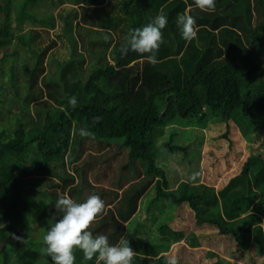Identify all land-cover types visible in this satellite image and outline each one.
<instances>
[{
  "label": "trees",
  "instance_id": "1",
  "mask_svg": "<svg viewBox=\"0 0 264 264\" xmlns=\"http://www.w3.org/2000/svg\"><path fill=\"white\" fill-rule=\"evenodd\" d=\"M16 1H0V49L6 51L17 41L30 49L34 60L32 66L25 63L24 97L19 88L15 93L21 106L18 126L11 134L0 128L1 264H53L41 249L46 247L44 235L62 217L55 201L64 193L77 202L93 193L103 199L104 212L90 230L107 235L113 245L128 240L136 252L132 264H166L172 256L178 264H194V250L213 238L207 234L204 239L203 225L240 250L255 247L264 255V151H250L219 190L186 180L172 187L167 168L159 164L165 148L173 155L189 153L191 141L175 142V134L159 142L174 125L226 126L219 137L231 144L233 123L250 142L264 139V0H215L214 11L200 10L194 0H69L71 9L60 17L71 52L69 58L51 61L52 73L48 58L53 59L50 54L58 42L41 45L37 28L16 33ZM44 1L18 0V28L26 20L55 27L54 15L30 12ZM186 11L198 29L191 42L182 38L176 23L178 14ZM161 12L168 23L157 63L133 51L122 57L120 45L129 29L145 26ZM118 30L123 37H116ZM15 79L13 63L14 85ZM73 96L75 108L69 104ZM94 117L101 119L94 122ZM81 128L92 136L82 137ZM123 155L127 158H119ZM111 162L118 163L111 169ZM153 187L152 203L169 201L179 216L160 224L156 239L143 241L141 224L129 231L126 223ZM183 210L194 214L195 230L176 225L187 217ZM37 225L40 240L31 236ZM11 233L28 236V243L14 240ZM184 238L187 244L179 243ZM175 243L180 250L171 248ZM74 255V264H95V258L85 261L80 250ZM207 255L219 256L214 251Z\"/></svg>",
  "mask_w": 264,
  "mask_h": 264
},
{
  "label": "rangeland",
  "instance_id": "2",
  "mask_svg": "<svg viewBox=\"0 0 264 264\" xmlns=\"http://www.w3.org/2000/svg\"><path fill=\"white\" fill-rule=\"evenodd\" d=\"M62 2L46 0L30 8V12L39 17H46L51 14L54 15V28H51L48 24L41 26L40 23H31L29 20L24 21L20 26L21 28H18L16 19L18 0L13 5L12 24L14 29H16V33H24L30 28H37L41 31V45L44 46L52 39L57 40V47L50 54V56L54 55V57L53 59L48 58L49 73H52L51 68L54 67V65L51 64L52 60L69 58L71 52L69 49V42L66 38L67 29L64 26L63 17L60 16L66 15L72 6L69 0H64V2ZM3 19V16H0V25ZM6 54H9V56L6 57ZM33 60L34 55L30 49L20 42L14 41L9 45L6 51L0 49V67L2 68L0 71V128L6 129L10 134L18 126L19 119L21 118V106L15 100L16 89L19 88V95L23 98L26 93L25 86L28 78V71L26 70L25 63L32 66ZM13 63L15 64L16 85H14L11 80V67ZM29 109L30 111H34L35 106L30 104ZM229 125L232 131V134H230L231 144L229 141L219 137L221 133L225 132L226 126L209 125L204 129H184L183 127L178 128L174 125L166 128L165 134L160 137V143L167 142L173 134H175L173 137L175 142L191 141L189 153L186 156L183 152L173 155L166 148L164 151L162 150L160 152L159 164H163L167 168L172 187H177L180 181L186 180L189 182L199 181L207 184L210 183L216 190H219V188L223 186V183H225L223 182L225 178L236 172L247 160L250 151L253 150L256 152L258 149L260 150L258 152L264 151L263 138L255 142H250L244 138L242 134L240 135V133H237L233 123ZM125 157L127 158V156L123 155V157L119 158L125 159ZM116 163L118 162H111V169L116 166ZM193 173L201 174L197 176L195 180H192L191 176ZM151 192L152 193L140 200L138 212L131 221L126 223L127 230L129 231L136 228L138 223L141 224L139 227V234L143 241L156 239L159 235L160 224L173 222L174 218H176L174 220L176 221L179 216L175 205L169 201L161 200L152 203L156 192L155 187L152 188ZM183 213L187 215V217H185V219H182L183 217L180 218L181 222L179 221L176 225L185 228L187 231L195 230L197 227L194 226V214L192 215L189 210ZM244 215L245 214H243L242 217ZM201 228L204 230L203 237L205 240L207 234H213V238L210 240V243L207 244L203 242L199 248L194 250L196 251L193 254L194 264H264V255L258 254L255 247H251L248 250H240L236 245L232 244L224 237L221 239L217 231L208 228L206 225H203ZM31 236L37 240L42 239L41 227L37 225L31 232ZM186 241L187 240L184 238L179 243L187 244ZM179 243L172 244L171 248L177 246V249L179 248L178 250H180ZM201 250H206V254L202 253ZM210 251L217 252L223 260L220 259V262H218L219 256L209 257L207 254ZM180 254L182 255L180 252L177 255ZM1 259L0 257V264Z\"/></svg>",
  "mask_w": 264,
  "mask_h": 264
},
{
  "label": "clouds",
  "instance_id": "3",
  "mask_svg": "<svg viewBox=\"0 0 264 264\" xmlns=\"http://www.w3.org/2000/svg\"><path fill=\"white\" fill-rule=\"evenodd\" d=\"M195 6L202 11H214L215 0H194ZM168 18L161 12L143 27L129 29L120 45L122 57L129 51L147 54L149 63H157L156 53L161 44L164 43L162 30L166 27ZM176 23L180 28L182 38L191 42L197 38L198 29L196 19L187 11L178 14ZM69 104L75 108L77 98L69 99ZM100 117H94V122H99ZM82 137H90L92 133L84 128L79 130ZM201 173H193L192 180H195ZM55 208L62 217L56 220L43 237L45 248L41 249L43 254L48 255L53 264H74L75 250L83 253L85 261L95 258V264H132L135 253L128 240L121 238L113 245L105 234H93L90 230L92 223L97 216L105 209V202L95 193L89 195L83 202H77L67 193L59 196L55 201ZM12 238L22 244L28 243V236L11 233ZM166 264H178L175 256L166 259Z\"/></svg>",
  "mask_w": 264,
  "mask_h": 264
},
{
  "label": "crops",
  "instance_id": "4",
  "mask_svg": "<svg viewBox=\"0 0 264 264\" xmlns=\"http://www.w3.org/2000/svg\"><path fill=\"white\" fill-rule=\"evenodd\" d=\"M114 32H115L116 37H118L119 35H120V37H123V32L121 30L114 31Z\"/></svg>",
  "mask_w": 264,
  "mask_h": 264
}]
</instances>
